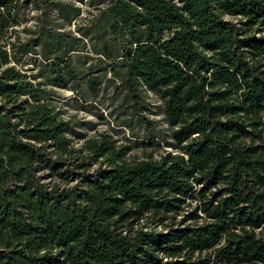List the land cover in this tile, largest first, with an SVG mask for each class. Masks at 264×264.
Here are the masks:
<instances>
[{
    "label": "trees",
    "instance_id": "1",
    "mask_svg": "<svg viewBox=\"0 0 264 264\" xmlns=\"http://www.w3.org/2000/svg\"><path fill=\"white\" fill-rule=\"evenodd\" d=\"M87 2L79 37L44 23L19 53L67 87L76 46L97 41L129 98L120 126L163 103V152L130 160L105 133L76 148L57 92L0 46V264H264V0ZM23 3L0 0V40Z\"/></svg>",
    "mask_w": 264,
    "mask_h": 264
},
{
    "label": "rangeland",
    "instance_id": "2",
    "mask_svg": "<svg viewBox=\"0 0 264 264\" xmlns=\"http://www.w3.org/2000/svg\"><path fill=\"white\" fill-rule=\"evenodd\" d=\"M20 2L23 3L25 0H20ZM36 2L37 4L29 3L26 8L21 7L18 16L19 23L8 30L7 37L0 40V46L5 47L9 52H13L12 47L15 46L19 69L29 75L37 76L39 80H45L46 90L52 89L57 92L53 104L57 110L62 111L66 120H70L75 125L72 143L76 148H80L87 139L99 138L105 133L110 136L115 146L131 149L128 153L130 160L142 159L148 154L159 158L163 148L158 147L157 138L161 142L162 137L169 133L168 124L162 114L163 103L155 95L149 94L145 97L149 111H145L144 114L149 118L150 123L146 124V122L133 119L132 130L120 126L123 116H129L131 112L129 98L126 91L121 88L117 89L120 83L114 80V76L110 73V64L103 61V58L94 51V48H99L97 41L92 43L84 39V45L76 46L77 51L72 55V63L80 79L67 87L48 83V68L44 67L45 64L40 56L30 53L21 56L19 53L21 49L18 51V48L35 36L32 33L38 26L46 23L58 31L79 37L78 28L91 23L99 13L88 2L82 3L78 0H36ZM54 3L74 4L81 8V14L71 22H67L59 17L57 10L52 8ZM23 4L25 6L26 3ZM14 64L12 62V65ZM88 76H100L101 78V89L96 95L91 94L86 85Z\"/></svg>",
    "mask_w": 264,
    "mask_h": 264
}]
</instances>
